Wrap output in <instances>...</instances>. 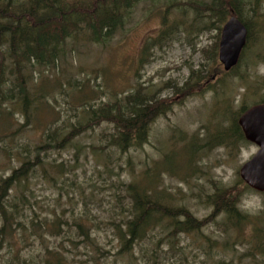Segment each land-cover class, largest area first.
Listing matches in <instances>:
<instances>
[{
  "label": "rangeland",
  "instance_id": "1",
  "mask_svg": "<svg viewBox=\"0 0 264 264\" xmlns=\"http://www.w3.org/2000/svg\"><path fill=\"white\" fill-rule=\"evenodd\" d=\"M192 1L160 0L154 4L142 1L133 12L126 31L115 36L107 46H79L76 51L66 53L65 59L54 68L33 69L31 90L44 99L35 104L29 122L24 112L17 108L11 112L12 116L6 115L11 102L3 103L0 177L4 178L20 167L21 160L34 159L35 146L50 142L55 133L78 125L84 107H99L140 88L172 104V111L154 122L148 143L141 149H131L127 153L114 148L101 150L106 145L103 136L112 131L111 126L103 124L79 136L63 150H40L43 169H37L30 176L26 187L17 189L27 198L20 221L42 224L45 219L53 221L54 215L72 221L82 212H88L97 223L101 222L91 231L102 253L80 240L77 244H68L66 236L40 237L28 232L27 240L20 242L19 231L14 247L20 261L42 259L44 249L48 248L61 251L71 264H217L220 260L227 264H264V256H258L256 261L244 259L246 248L243 246L223 251L219 245V249L205 257L197 249V237L183 238L178 249L171 248L167 242L159 246L144 243L135 248L133 255L115 258L117 243L107 221H112L120 212L119 201L127 202L128 185L139 182L150 188L164 189L176 205H185L198 219H204L212 210L204 206L198 196L211 192L212 182L227 188H245L240 169L258 152V147L251 143L235 150L224 146L209 150L204 147V128L212 129L218 123L217 118L213 119V111L227 99L232 104L229 116L242 106L250 108L264 101V0L258 9V18L248 15L252 38L247 40L238 65L229 73L224 72L218 58L225 23L218 24L214 20L213 26L205 30V22H196L194 11L186 6ZM164 18L172 33L166 40L160 38L165 28ZM216 44L217 56L208 60L202 51L209 49V55ZM203 65H206L207 74L202 88L192 91L186 99L166 88L167 84L182 87L191 72L199 71ZM8 137L12 140L10 153L4 150ZM28 146L31 148L29 155L25 154ZM190 150L192 164L199 168V173L189 174L188 181H183L169 172L170 163L185 164ZM170 154L171 162L167 161ZM180 169L181 177L190 172ZM239 207L245 214L258 217L264 211V193L250 188L244 190ZM263 224L261 228L264 229ZM67 231L64 227L63 233ZM204 233L213 240L224 238L216 225ZM160 237L163 235L156 234L157 239ZM60 245L66 250L59 249ZM154 255L159 258L155 260ZM13 257L8 250L4 251L0 264H18Z\"/></svg>",
  "mask_w": 264,
  "mask_h": 264
},
{
  "label": "trees",
  "instance_id": "2",
  "mask_svg": "<svg viewBox=\"0 0 264 264\" xmlns=\"http://www.w3.org/2000/svg\"><path fill=\"white\" fill-rule=\"evenodd\" d=\"M142 1L154 4L160 0H0V119L3 118V103L10 101L11 106L6 115L12 116L11 112L17 108L24 112L29 122L35 104L44 99L31 90L33 69L54 68L65 59L66 53L76 51L79 46H107L115 36L126 31L133 12ZM262 1L194 0L186 6L194 11L196 22H205V30L213 26L214 20L218 24H224L234 15L247 28V40H250L251 17L258 18ZM163 27L165 28L160 38L169 39L172 33L165 18ZM217 48L216 44L214 50H210L214 52L209 55V49L202 52L208 60H212L217 56ZM205 67L203 65L199 71H192L191 77L182 87L167 84L166 88L171 89L174 95L186 99L192 91L202 88L207 74ZM227 100L220 106L217 105L213 111V119L217 118L218 123L215 126L212 124V129L208 126L204 128V147L209 150L221 146L235 150L248 143L238 125L239 117L248 107L242 106L229 116L232 104ZM171 109V102L160 100L159 95H151L146 89L140 88L124 98L99 107H84L82 122L55 133L50 142L44 141L35 146L33 150L36 155L33 160H21L20 167L13 169L10 176L0 177V255L8 250L18 264H71L61 251L48 248L44 249L43 260L31 258L29 261H20L14 247L19 231L20 242L27 240L28 232L31 236L40 237L66 236L68 244H77L80 240L82 244L93 247L97 253H102L91 231L92 227L97 228L101 223H97L96 218L89 216L88 212H82L72 221H64L62 217L54 215L51 222L45 219L42 224L35 221L26 224L20 218L26 209L27 198L18 193L17 189L20 186L26 187L30 176L37 169H43L40 150H63L79 136L94 131L103 124L111 126L112 131L103 136L106 145L101 150L114 148L127 153L131 149H141L148 143L154 122L166 116ZM222 123L228 125L222 127ZM10 142L12 140L8 137L4 148L8 153L12 151ZM30 150L28 146L25 154L29 155ZM171 154L167 157L169 162ZM187 159L185 164L170 163L169 172L183 181H188L191 177L189 174L199 173V168L192 164L191 150L187 153ZM180 168L190 172L181 177L178 173ZM150 185L154 187L153 182ZM242 189L244 191L249 188L245 185ZM242 189L227 188L212 182L211 192L198 196L212 212L207 218L198 219L185 205H176L171 195L166 194V190L143 186L139 182L131 183L126 189L127 202L119 201L117 208L120 212L114 215L112 221H107L117 243L115 258L123 259L129 254L133 255L135 248L144 243L159 246L167 242L172 245L171 248L178 249L183 238L197 237V249L205 257L219 249V245L223 251L243 246L246 248L244 259L256 261L258 256H264V229L261 228L264 211L258 217H251L241 211L239 205ZM212 225H216L224 236L222 241L205 235L204 231ZM64 227L68 228L67 233H63ZM156 234H162L163 237L157 239ZM59 249L66 250L61 245ZM154 258L157 260L159 257L154 255ZM217 264L227 263L220 260Z\"/></svg>",
  "mask_w": 264,
  "mask_h": 264
},
{
  "label": "water",
  "instance_id": "3",
  "mask_svg": "<svg viewBox=\"0 0 264 264\" xmlns=\"http://www.w3.org/2000/svg\"><path fill=\"white\" fill-rule=\"evenodd\" d=\"M248 39V30L234 15L225 23L219 44V62L224 72L239 63ZM245 140L258 147L256 155L240 169L243 183L257 193H264V104L248 108L238 119Z\"/></svg>",
  "mask_w": 264,
  "mask_h": 264
}]
</instances>
